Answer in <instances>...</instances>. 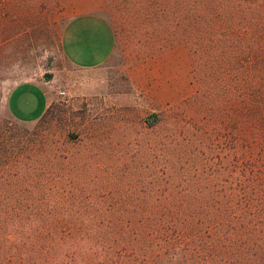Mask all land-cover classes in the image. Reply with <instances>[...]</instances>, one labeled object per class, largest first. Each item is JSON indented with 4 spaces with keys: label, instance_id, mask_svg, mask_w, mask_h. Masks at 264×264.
<instances>
[{
    "label": "rangeland",
    "instance_id": "rangeland-1",
    "mask_svg": "<svg viewBox=\"0 0 264 264\" xmlns=\"http://www.w3.org/2000/svg\"><path fill=\"white\" fill-rule=\"evenodd\" d=\"M78 1L0 0V217L136 225L156 204L234 195L235 217L264 219V0H232L228 56L209 75L158 0H99L115 50L73 67L60 38ZM24 82L51 93L35 122L8 105Z\"/></svg>",
    "mask_w": 264,
    "mask_h": 264
},
{
    "label": "trees",
    "instance_id": "trees-1",
    "mask_svg": "<svg viewBox=\"0 0 264 264\" xmlns=\"http://www.w3.org/2000/svg\"><path fill=\"white\" fill-rule=\"evenodd\" d=\"M158 2L164 7L157 20L187 30L199 70L203 65L212 73L227 55L219 47L230 40L232 0ZM244 206L234 195L218 205L156 204L136 225L0 217V264H264V219L235 217V208L239 214ZM116 230L119 237H113Z\"/></svg>",
    "mask_w": 264,
    "mask_h": 264
},
{
    "label": "crops",
    "instance_id": "crops-1",
    "mask_svg": "<svg viewBox=\"0 0 264 264\" xmlns=\"http://www.w3.org/2000/svg\"><path fill=\"white\" fill-rule=\"evenodd\" d=\"M73 15L65 22L60 38L64 58L73 67L95 69L105 64L116 47L115 31L100 12L99 0H79ZM51 93L43 85L24 82L12 89L9 108L15 119L35 122L49 108Z\"/></svg>",
    "mask_w": 264,
    "mask_h": 264
},
{
    "label": "built area",
    "instance_id": "built-area-1",
    "mask_svg": "<svg viewBox=\"0 0 264 264\" xmlns=\"http://www.w3.org/2000/svg\"><path fill=\"white\" fill-rule=\"evenodd\" d=\"M60 94H61V95H65L66 92H65V91H60Z\"/></svg>",
    "mask_w": 264,
    "mask_h": 264
}]
</instances>
